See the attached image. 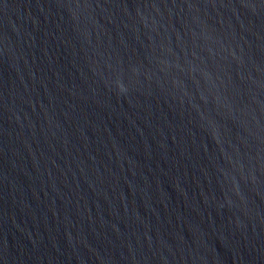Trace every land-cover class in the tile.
<instances>
[{
	"label": "water",
	"instance_id": "obj_1",
	"mask_svg": "<svg viewBox=\"0 0 264 264\" xmlns=\"http://www.w3.org/2000/svg\"><path fill=\"white\" fill-rule=\"evenodd\" d=\"M0 264H264V0H0Z\"/></svg>",
	"mask_w": 264,
	"mask_h": 264
}]
</instances>
